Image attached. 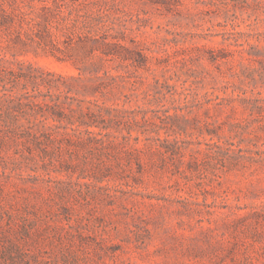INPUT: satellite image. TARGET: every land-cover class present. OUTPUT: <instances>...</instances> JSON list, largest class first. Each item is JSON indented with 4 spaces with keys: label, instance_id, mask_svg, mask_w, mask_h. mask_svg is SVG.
I'll return each instance as SVG.
<instances>
[{
    "label": "rangeland",
    "instance_id": "obj_1",
    "mask_svg": "<svg viewBox=\"0 0 264 264\" xmlns=\"http://www.w3.org/2000/svg\"><path fill=\"white\" fill-rule=\"evenodd\" d=\"M105 6L147 63L50 77L65 112L99 113L107 128L88 129L102 134L31 140L0 115V264H264V0ZM21 32L0 30L6 77L28 63L79 76Z\"/></svg>",
    "mask_w": 264,
    "mask_h": 264
},
{
    "label": "trees",
    "instance_id": "obj_2",
    "mask_svg": "<svg viewBox=\"0 0 264 264\" xmlns=\"http://www.w3.org/2000/svg\"><path fill=\"white\" fill-rule=\"evenodd\" d=\"M7 1L10 8L0 6V30L5 31V34L14 29L17 34L24 31L30 41L34 40L35 35L38 47L60 61H70L78 69L79 76H64L30 63L25 65L27 72L21 68L17 71L10 69L8 77L6 73L0 72V81L6 80L4 85L11 83V88L5 89L0 98L3 125L12 135L31 140L50 138L57 127L86 131L90 135L102 134L88 129L89 126L107 128L105 119L97 120L99 113L80 111L75 115L76 110L72 108L65 112L62 102L58 100L62 90L56 79L50 77L75 78L88 74L89 77L99 78L109 75V69L106 68L109 61L132 60L136 66H145L148 56L133 41L132 46L119 41L121 37L118 32H113L106 0H37L38 4L25 0ZM16 39L20 40L19 35ZM21 43L24 46L27 44L25 40ZM19 64L23 66V63ZM21 79L25 80L21 85L23 90L20 93L12 91ZM28 83L30 87H27ZM41 86H45L44 92ZM65 86L67 93L71 87ZM90 87L98 90L100 84ZM53 88L60 90L54 92ZM102 109L103 106H99V110ZM84 114H87V120ZM63 120L65 123H62Z\"/></svg>",
    "mask_w": 264,
    "mask_h": 264
}]
</instances>
